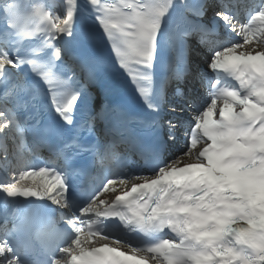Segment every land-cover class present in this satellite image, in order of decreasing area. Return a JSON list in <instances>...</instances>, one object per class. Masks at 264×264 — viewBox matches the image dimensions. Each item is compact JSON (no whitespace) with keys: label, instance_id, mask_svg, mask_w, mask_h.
Wrapping results in <instances>:
<instances>
[{"label":"snow or ice","instance_id":"6c2138e0","mask_svg":"<svg viewBox=\"0 0 264 264\" xmlns=\"http://www.w3.org/2000/svg\"><path fill=\"white\" fill-rule=\"evenodd\" d=\"M88 3L116 60L156 112L150 69L164 19L177 7L195 17L193 34L212 49L208 100L189 106L187 122L168 121L167 140L184 142L170 158H164L162 145L145 142L154 123L134 122L126 130L124 139L140 146L146 164L152 158L151 175L107 169L105 157L116 143L101 147L82 141L77 121L86 88L99 77L90 53L65 46L74 36L79 0L28 8L4 0L0 264H264V0L250 8L243 22L231 10L235 5L220 0L216 23L207 24H200V13L213 7L211 0H198L195 10L189 0L179 5L177 0ZM34 41L40 42L42 55L30 51ZM86 126L93 131L94 121ZM29 131L34 152L27 144ZM8 141L33 157L47 149L55 159L36 163L24 160L18 150L13 164ZM89 169L94 173L90 192L80 200L73 176L88 175ZM44 201L47 211L39 204L27 207ZM52 212L63 228L56 226ZM114 221L123 225L121 232L108 229Z\"/></svg>","mask_w":264,"mask_h":264},{"label":"bare ground","instance_id":"6f19581e","mask_svg":"<svg viewBox=\"0 0 264 264\" xmlns=\"http://www.w3.org/2000/svg\"><path fill=\"white\" fill-rule=\"evenodd\" d=\"M194 61H196V59L194 60ZM208 63H209V61H207V62H205L204 64H203V68H208Z\"/></svg>","mask_w":264,"mask_h":264}]
</instances>
